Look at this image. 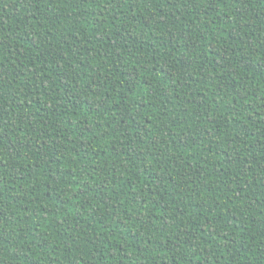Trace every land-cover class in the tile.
<instances>
[{
	"label": "trees",
	"instance_id": "obj_1",
	"mask_svg": "<svg viewBox=\"0 0 264 264\" xmlns=\"http://www.w3.org/2000/svg\"><path fill=\"white\" fill-rule=\"evenodd\" d=\"M0 264H264V0H0Z\"/></svg>",
	"mask_w": 264,
	"mask_h": 264
}]
</instances>
